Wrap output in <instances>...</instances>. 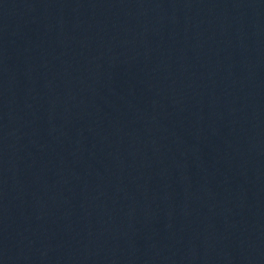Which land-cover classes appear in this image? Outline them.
Segmentation results:
<instances>
[{
  "label": "water",
  "instance_id": "1",
  "mask_svg": "<svg viewBox=\"0 0 264 264\" xmlns=\"http://www.w3.org/2000/svg\"><path fill=\"white\" fill-rule=\"evenodd\" d=\"M0 264H264V0H0Z\"/></svg>",
  "mask_w": 264,
  "mask_h": 264
}]
</instances>
